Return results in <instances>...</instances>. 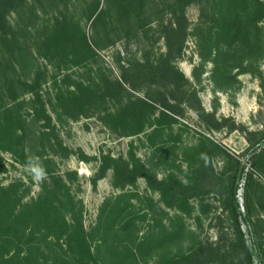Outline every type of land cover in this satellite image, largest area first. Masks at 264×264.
<instances>
[{"label":"trees","instance_id":"16d2710c","mask_svg":"<svg viewBox=\"0 0 264 264\" xmlns=\"http://www.w3.org/2000/svg\"><path fill=\"white\" fill-rule=\"evenodd\" d=\"M25 1H0V58L4 56L2 59L8 60L3 68V81L0 85V151L9 152L14 156V161L21 165L46 173L49 182L45 180L41 193L29 202H24L26 194L20 192L18 182L7 187L0 185V264H143L156 248L163 251L154 264H223L230 262L229 256L235 251L244 260L241 264H254L255 257L258 264H264L262 243L256 242L257 231L252 227L249 213L242 214L237 197L240 181L244 179L243 197L244 204L247 205L248 193L254 183L253 171L245 172L243 169L240 178L243 163L238 156H228L226 168L232 171V177L228 184L222 183L223 180L206 171L207 159L215 148L213 142L207 139L190 149V153L193 151V165L184 172L185 180H180L173 173L160 180L132 152L129 160L115 159L108 155L101 158L99 171L92 180L94 185L109 170L113 173L114 185L122 190L134 187L143 179L148 188L159 194L160 203L167 209L180 212L181 215L170 217L168 212L160 209L162 220L158 222L155 232L140 236L141 226L148 212H142L143 200L133 192L119 194L104 203L97 224L89 231H85L82 223L75 220V197L70 194L69 186L64 180L49 169L51 161L40 154L38 162H34L26 152L23 116L25 102L20 101L23 95L32 96L36 118L43 122L44 129L51 130V134L42 131L41 139L47 140L54 131L51 116L47 113L41 95L42 83L49 73L48 67H42L43 71L42 68L38 69L31 81L6 79L8 65L12 63L19 48L17 34L8 21V16ZM33 1L52 7L50 26L44 29L37 47L38 56L53 64L55 71H63L69 67H91L98 58L95 48L99 47V43L93 41L91 44L78 23L66 13L56 12L61 0ZM105 1L106 8L99 10L100 0H93L86 9L88 19L95 16V28L98 25L107 26L105 21L109 23L106 18L111 11L116 14L117 24L123 27L127 24L130 27L131 20L141 21L134 16L140 17L145 12V7L154 3L153 0ZM194 4L199 5L200 15L191 35L196 40L202 61L200 69L203 70L207 63L213 64L212 79L222 89L224 85L236 83L237 75L232 74L233 69H238V73L243 74L254 66L258 57L264 56V32L260 26L264 20V0H163L159 3V13L169 16L166 23L158 20L164 28L167 47V56H164L163 61H167L166 57H182L190 28L186 9ZM130 30L131 28L127 33ZM169 68L173 69L169 65L158 66L155 62L145 64L137 61L135 65L129 63L127 67H121V81L105 80L103 88L93 81H72L69 85L67 83L70 82V77L65 75L62 83L67 85V89H58L55 103L68 112L84 109L88 105L98 106L108 98L117 100L125 92L126 85L137 90L151 70L155 71L153 76L164 74L163 79L170 77L175 92L189 95L197 104L195 110L202 116L207 115L189 80L178 70L174 72ZM194 77L200 80V74L196 72ZM149 100L156 103L152 98ZM150 108L151 104L143 100L129 102L122 110L108 113L106 121L114 129L121 127L126 130V135H135L143 131ZM175 123L173 117L162 112L150 140L158 138L162 143L166 142L164 133ZM152 125L148 122V126ZM246 140L249 144L247 154H250L248 162L252 170L258 169L264 158V132L250 133ZM80 157L88 159L83 154ZM4 169L0 158V174ZM73 179L75 180V174ZM210 193L228 203L234 239L226 246L223 240L208 245L195 240L193 246L184 249L181 245L187 231L185 218L192 217L195 213L191 200L196 199L200 214L206 215L209 206L205 199ZM133 199L139 201V208L133 204ZM147 202L153 205L152 199H147ZM194 219L200 221L198 217ZM243 224L247 227L248 238ZM175 247L178 250L170 254Z\"/></svg>","mask_w":264,"mask_h":264},{"label":"rangeland","instance_id":"374dc122","mask_svg":"<svg viewBox=\"0 0 264 264\" xmlns=\"http://www.w3.org/2000/svg\"><path fill=\"white\" fill-rule=\"evenodd\" d=\"M92 1L61 0L56 7L58 9L56 12L66 13L81 26L91 44L93 41L99 43V47L95 48L98 58L89 68L69 67L63 71H55L53 64L38 56L37 47L41 34L50 26L52 7L49 5L26 0L8 16V21L17 34L19 48L12 63L8 65L6 79L31 81L38 69L44 66L48 67L49 72L42 83L41 92L47 113L51 116V127H54L53 134L47 140L41 139V133L46 131L47 134H51V130L44 129L43 122L36 118L34 104L31 102L32 96L27 94L20 99L25 102L23 116L27 155L34 162H38L40 154L44 159L51 161L49 169L64 180L69 186L70 194L75 197L74 218L82 223L85 231L91 230L97 224L102 206L108 200L125 192L138 195L143 200L142 212H148L141 226L142 236L156 231L158 222L162 220L160 209L168 212L170 217L175 214L181 215L180 212L167 209L160 203L159 194L148 188L143 179L134 187L122 190L114 185L113 173L109 170L105 177L94 185L92 180L99 171L101 158L108 155L115 159L129 160L132 152L160 180L172 173L180 180H185L184 172L193 165L191 159L193 151L190 153V149L204 139L210 140L215 148L208 157L205 168L223 180L222 183L228 184L232 177V171L226 168L228 156H238L245 172L253 171L254 183L248 193L247 205L244 204L243 197L244 179H240L237 197L242 214L249 213L252 227L257 231L256 242L262 243L264 256V158L261 159L259 168L252 170L248 162L250 154H247L249 144L246 140L250 133L264 132V56L258 57L254 66L243 74H239L238 69H233L232 74L237 75L236 83L224 85L220 89L212 79L213 64L207 63L203 70L200 69L202 61L196 40L191 35L192 28L199 21V5H190L186 9L190 28L182 57L179 59L166 57L167 61H163L164 56H167V47L164 28L159 21L164 20L163 23H166L169 19L167 14L159 13L161 8L159 3L163 0H153V4L149 3L140 17L134 16L141 21L131 20L130 27L127 24L126 27L117 24L116 14L111 11L106 18L109 23L105 21L107 26L98 25L96 28L93 26L95 16L88 19L86 12ZM103 8H106V1L100 0L99 10ZM260 26L264 32V20ZM129 28L131 30L127 33ZM2 58L0 85L3 81V68L8 64V60ZM137 61L145 64L155 62L158 66L165 67L169 65L173 68H169L170 71L181 72L189 80L207 115L202 116L195 110L197 104L189 95L175 92L170 77L163 79L164 74L153 76L155 71L151 70L147 72L146 79L140 83L141 86L137 90L126 85L125 92L117 100L108 98L98 106L88 105L84 109L68 112L55 103L58 89L62 88L63 91L67 89V85L62 83L65 75L70 77V82H66L69 85L72 81L86 83L93 81L98 87L103 88L105 80L121 81V67H127L129 63L135 65ZM194 72L200 74L199 81L195 79ZM149 98L156 103L151 102ZM137 100L151 104L143 131L135 135H126L123 128L114 129L107 123L108 113H116L129 102ZM162 112L176 120L170 130L166 129L164 143L158 138L150 140ZM148 122L153 125L148 126ZM81 154L88 159H81ZM13 157L9 152L0 151L1 163L5 168L0 174V185L7 187L18 182L20 192L26 194L24 202L36 199L45 180L49 182L48 175L37 168L17 163ZM68 176H71L73 181ZM149 198L152 199L153 205L147 202ZM132 202L139 208L137 199H133ZM205 203L208 204L209 210L203 215L199 212V202L196 199L191 200L195 213L192 217L185 218L187 231L181 245L184 249L193 246L195 240L205 245L223 240L226 246L234 239L228 203L212 193L205 199ZM195 217L200 221H196ZM242 227L248 238L246 225L243 224ZM177 250L176 247L172 248L170 254ZM161 251L163 249H154L143 264H154ZM241 257L240 253L235 251L229 256L231 263L223 264H241L244 261ZM254 264H258L257 257Z\"/></svg>","mask_w":264,"mask_h":264},{"label":"water","instance_id":"95a60500","mask_svg":"<svg viewBox=\"0 0 264 264\" xmlns=\"http://www.w3.org/2000/svg\"><path fill=\"white\" fill-rule=\"evenodd\" d=\"M242 172H243V166H241L240 168L239 177H242Z\"/></svg>","mask_w":264,"mask_h":264}]
</instances>
